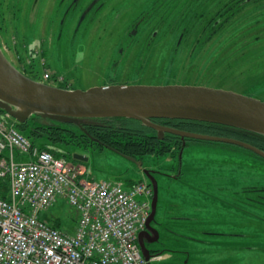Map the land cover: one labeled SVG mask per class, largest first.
I'll return each instance as SVG.
<instances>
[{
  "label": "rangeland",
  "instance_id": "rangeland-1",
  "mask_svg": "<svg viewBox=\"0 0 264 264\" xmlns=\"http://www.w3.org/2000/svg\"><path fill=\"white\" fill-rule=\"evenodd\" d=\"M70 1L0 0V49L28 78L67 90L202 86L264 101V0H95L87 16L80 10L92 0H82L65 14ZM66 137L74 147L65 150L87 159L73 161L89 179L125 186L140 181L152 189L143 174L148 171L160 188L157 209L167 219L190 218L188 226L199 235H238L216 237L224 241L211 246L160 237L152 245L160 256L153 264H264V208L251 216L226 204V211L219 212L199 194L208 190L225 198L241 191L247 197L253 187L264 189V162L220 144L198 142L178 155L132 161L99 143ZM50 213L65 232L74 233L76 214L70 206L62 202ZM183 223L173 220L171 225L176 230Z\"/></svg>",
  "mask_w": 264,
  "mask_h": 264
},
{
  "label": "built area",
  "instance_id": "built-area-1",
  "mask_svg": "<svg viewBox=\"0 0 264 264\" xmlns=\"http://www.w3.org/2000/svg\"><path fill=\"white\" fill-rule=\"evenodd\" d=\"M45 79L50 74H45ZM0 264H153L142 255L152 189L140 181L92 180L77 163L56 157L20 133L0 110ZM76 216L73 234L41 217L60 203Z\"/></svg>",
  "mask_w": 264,
  "mask_h": 264
},
{
  "label": "water",
  "instance_id": "water-1",
  "mask_svg": "<svg viewBox=\"0 0 264 264\" xmlns=\"http://www.w3.org/2000/svg\"><path fill=\"white\" fill-rule=\"evenodd\" d=\"M0 110L19 124L34 118L42 126L70 123L80 130L91 120L131 119L153 129L160 138L169 133L182 139L226 143L264 159L263 151L236 139L181 131L152 122L153 119L206 122L264 136V101L228 90L189 85H107L67 90L28 78L0 49ZM73 159L87 160L77 154ZM143 174L153 189L146 230L138 235L142 255L148 261L150 256L143 238L149 232L157 233L151 224L156 223L158 191L153 176L148 171Z\"/></svg>",
  "mask_w": 264,
  "mask_h": 264
},
{
  "label": "trees",
  "instance_id": "trees-1",
  "mask_svg": "<svg viewBox=\"0 0 264 264\" xmlns=\"http://www.w3.org/2000/svg\"><path fill=\"white\" fill-rule=\"evenodd\" d=\"M30 121L34 126L28 125V122ZM90 122L91 123L82 126L83 130H80L76 125L70 123L42 126L35 123L34 118L28 119V121L24 124L16 123L15 126L20 133L24 134L32 141V143L39 145L41 148H45V144H55L60 146L66 144L67 146H74V143L70 142L66 137L68 136L78 138L81 141L98 146V144H96L97 142L101 146H105L119 155L125 157L130 156L131 160L135 161V159H140L153 154L165 155L175 152V154L178 155L180 151L183 153L184 148L187 147L190 142H198L220 144L222 146H226V148L231 149L232 151L248 154L251 157L264 162V159L256 154L241 147L226 143H215L186 138L182 139L179 136L169 133H165L163 138H158L156 131L136 120L125 118H107L91 120ZM152 122L181 131L236 139L248 143L264 152V136L256 133L223 125L189 120L153 119ZM22 127L26 128L25 131H23L24 129L22 130ZM42 138H48V140H43ZM93 138H95L96 142H94ZM56 147L58 148V146ZM51 153L56 157H62V155L56 151H51ZM65 158L75 162L71 160L70 157L66 156ZM137 162H139V164L141 163L140 161ZM7 197V180L0 179V198L6 200ZM60 205L61 203L56 207ZM41 218L48 222L51 226L63 229V227H61V220L58 219L55 214L48 212L43 214Z\"/></svg>",
  "mask_w": 264,
  "mask_h": 264
},
{
  "label": "flooded vegetation",
  "instance_id": "flooded-vegetation-1",
  "mask_svg": "<svg viewBox=\"0 0 264 264\" xmlns=\"http://www.w3.org/2000/svg\"><path fill=\"white\" fill-rule=\"evenodd\" d=\"M94 2H95V0H92L91 3L86 5V7H84L83 9H81L80 12L84 16L89 15L91 12L94 11V7H93ZM81 3H82V0H71L69 3V6L65 9V12H66L65 14L70 13L73 10V8L78 9L79 5H82ZM135 32H136V30L131 32V33H135ZM51 79H52V76L50 74V80ZM72 90H74V89H72ZM160 125H162V124H160ZM162 126H165V125H162ZM165 127H168V126H165ZM169 128H171V127H169ZM22 130L25 131V128L22 127ZM164 134H163V136H164ZM163 136L161 138H163ZM157 137L160 138L158 136V134H157ZM42 139L48 140V138L47 139L42 138ZM93 139H94V142H96L95 138H93ZM50 142H52V141H50ZM96 144H97V142H96ZM54 145L53 144H45V148H42V149H45L50 153H51V151H56L57 153L61 154L62 157L65 158L67 156V157H70L71 160H74L73 155L71 154L72 152H68L67 150H65V148H67V147H74V146H72V145L67 146L66 144H64L61 147L60 145H55V146ZM56 146H58V148ZM104 148H106V147L104 146ZM106 149H109V148H106ZM215 188H217L216 189L217 191L222 190L218 185H216L214 187V189ZM159 189L160 188H157V191H159ZM253 189H254L253 190L254 192H251V194H250L251 196L249 195L247 197L245 195H243L241 193V191H236V193H234L232 195H227V197H225V198H223L219 194L215 195L214 193H212L208 190L200 191V193L202 194V198H204V200L206 201L207 204L209 203V201L210 202L219 201L224 205L225 208H226V204H227V206L230 207L231 209H238V211L246 212L247 214L252 216L257 211L259 212L262 208H264V189L260 188V187L259 188L253 187ZM162 205H163V200L161 201L160 206L162 207ZM166 205H167V203H166ZM166 205H165V207L163 206L162 208L165 209ZM254 216H256V215H254ZM257 218L260 219L259 216ZM155 220H156V223H152L151 226H152V228H154L157 231V233L149 232L148 235L144 236V238H143L145 249L147 250L150 257L157 255V251H155V249L152 247V245L158 244L160 241V237H164V238H167V236L178 237L179 239H183L184 241H186V240L190 241L193 244L198 243V244H206L209 246H211L212 242L215 244L217 241H219V244H220V242L224 241V240L221 241L219 238H216V237H223V238H228L231 236H233L234 238L238 237V235H236V234L229 235L228 233L223 234V233H218L215 231H213V232L212 231H208V232L206 231L201 235L196 234L194 226H188L189 223H187V222L191 220L190 218L181 217V216H174L172 218V220H170V219H167V213L164 210L162 212L161 210L159 211L158 209H156ZM173 220H180L181 222H186V223L181 224V226H178L177 229L175 230L173 228V226L171 225ZM249 220L253 221V222L256 221V220L254 221L253 219H250V218H249ZM261 220H263V219H261Z\"/></svg>",
  "mask_w": 264,
  "mask_h": 264
},
{
  "label": "crops",
  "instance_id": "crops-1",
  "mask_svg": "<svg viewBox=\"0 0 264 264\" xmlns=\"http://www.w3.org/2000/svg\"><path fill=\"white\" fill-rule=\"evenodd\" d=\"M199 194H201V193H199ZM213 203H215L214 205H212V208L211 209H214L215 211H216V209H218V211L220 212V211H226V208L224 207V205L221 203V202H219V201H217V202H215V201H212ZM226 214V213H225ZM222 222V221H221ZM219 225H221V224H219ZM220 239V238H219Z\"/></svg>",
  "mask_w": 264,
  "mask_h": 264
}]
</instances>
